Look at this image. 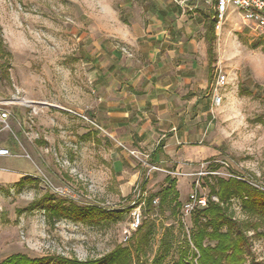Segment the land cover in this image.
Masks as SVG:
<instances>
[{"label": "rangeland", "instance_id": "obj_1", "mask_svg": "<svg viewBox=\"0 0 264 264\" xmlns=\"http://www.w3.org/2000/svg\"><path fill=\"white\" fill-rule=\"evenodd\" d=\"M214 7V0H0V114H8L0 147L12 155L0 158V264L14 255L95 261L117 246L135 253L143 236L146 255L133 264H173L190 243L193 217L184 206L192 194L207 201L209 185L233 176L264 191V33L229 14L210 66L204 15ZM218 68L227 84L215 105ZM154 71L160 87L173 84L159 91L166 114L113 116L118 100L148 86ZM168 176L178 181V215L170 203L151 210L145 203ZM53 206L65 213L55 218ZM225 206L239 221L263 224L249 232L246 264H264L257 234L264 218L238 197ZM90 208L106 214L82 217Z\"/></svg>", "mask_w": 264, "mask_h": 264}, {"label": "trees", "instance_id": "obj_2", "mask_svg": "<svg viewBox=\"0 0 264 264\" xmlns=\"http://www.w3.org/2000/svg\"><path fill=\"white\" fill-rule=\"evenodd\" d=\"M215 4L216 0H214ZM174 10L177 15L182 13L180 6H176ZM159 13L161 17L168 16V13L164 11ZM214 14L204 15L206 30L204 38L208 45L207 52L210 66L214 58L216 36ZM122 20L125 24H128L126 18L122 17ZM258 44L256 43L254 47H257ZM1 48L2 44L0 42ZM162 148L163 144H159L152 154L153 160H156V157L162 153ZM164 183V187L157 193L149 195L145 203L149 210L156 201H158L160 209L170 203L173 205V214L178 215L183 207L177 190L178 181L168 176L165 178ZM209 190L206 207L195 208L190 214L193 217L190 243L179 252L178 258L173 264H246L248 259L253 256V243L249 232L251 230L258 232L263 228V224L260 221L251 224L235 219L229 214L228 207L225 204L232 198L238 197L242 200L243 208L264 218V191L234 176L229 179H217L214 184L209 185ZM213 197H217L218 202L213 201ZM49 212L55 218H59L65 213V209L53 206ZM105 214L101 210L90 208L82 212L81 216L95 218L96 215L104 216ZM143 226H139L136 231L137 235L142 233ZM257 234L264 237L263 233ZM146 244L147 238L143 236L135 244V253L130 247L117 246L111 253L95 261L82 262L63 257L30 259L25 255H14L1 264H133L135 258L140 261L141 258L145 257ZM191 244L193 246L192 251Z\"/></svg>", "mask_w": 264, "mask_h": 264}, {"label": "built area", "instance_id": "obj_3", "mask_svg": "<svg viewBox=\"0 0 264 264\" xmlns=\"http://www.w3.org/2000/svg\"><path fill=\"white\" fill-rule=\"evenodd\" d=\"M214 9L215 14L213 20L216 21V33L221 31L228 15L233 14L235 12L241 15L245 24L252 25L255 31L264 33V0H216ZM216 72V89L214 90L213 97L215 105H219L222 101V98L219 95L217 89L225 87L227 81L222 69L218 68ZM0 105H3V103H0ZM23 105L29 108L34 107V103L32 102H23ZM0 116V121L6 122L8 114L3 111ZM11 156L12 155L9 149L0 147V158H9ZM0 171H3V169L0 168ZM206 205V198L200 196L198 193L195 192L191 195L189 201L184 206V208L187 214H191L195 208L206 207ZM140 224L141 216L140 214H137L134 217L132 228L136 230L139 228Z\"/></svg>", "mask_w": 264, "mask_h": 264}, {"label": "crops", "instance_id": "obj_4", "mask_svg": "<svg viewBox=\"0 0 264 264\" xmlns=\"http://www.w3.org/2000/svg\"><path fill=\"white\" fill-rule=\"evenodd\" d=\"M163 11V10H160ZM170 11V10H169ZM161 18V17H160ZM162 19V18H161ZM156 40H158V36H155ZM156 56H160V51L156 53ZM158 58L153 61V65L159 67L161 62L157 63ZM159 70V69H158ZM152 76H148L147 79L150 81L148 86L142 89H136L132 95H127L126 99H119V110L121 113H114L113 116H117L119 118H129L128 113H131L130 118L138 117L141 115L145 116L149 114L151 117L159 115H165L167 112L168 102L165 101V98L159 93L162 90H168L173 84L172 83H162V87H160V74L154 71ZM166 81V79H163ZM176 82V80H175ZM164 91V92H165ZM166 104V106H165ZM165 106V107H164ZM165 108V110H163ZM164 112V113H163ZM144 132V131H142ZM143 133L138 136H142ZM164 146V145H163Z\"/></svg>", "mask_w": 264, "mask_h": 264}]
</instances>
